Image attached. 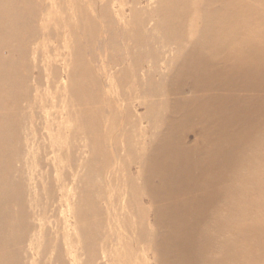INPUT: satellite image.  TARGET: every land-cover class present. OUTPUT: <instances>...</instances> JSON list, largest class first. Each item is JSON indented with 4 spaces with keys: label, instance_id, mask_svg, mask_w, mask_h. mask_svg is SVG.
Wrapping results in <instances>:
<instances>
[{
    "label": "rangeland",
    "instance_id": "obj_1",
    "mask_svg": "<svg viewBox=\"0 0 264 264\" xmlns=\"http://www.w3.org/2000/svg\"><path fill=\"white\" fill-rule=\"evenodd\" d=\"M34 1L38 8V16L32 23V29L34 30L30 33L28 41L30 43L28 44L27 42V48H25L27 56H10V59L17 61L20 65L15 76L24 84V88H26L27 91V100L25 98L22 99L20 102L21 104L19 105V114L14 118L16 123L18 121V123L20 122L21 124L17 129L19 133L17 140L18 143L14 144L13 152H7L6 161L2 160V162H0L2 163L0 164V263L165 264L164 262H166V264H180L178 261L179 258L177 259L174 253H176L180 247L181 243L179 240L182 237L175 238L172 243L168 241L167 238L170 232L173 236L178 235V230L184 224L188 223L189 225H192L194 223V215L187 214L185 208L187 203L191 201L193 194L196 195L197 187H200L201 184H204L205 182V174L201 173L202 170L197 163L202 158L205 159V156L211 151L208 146V140L217 139L221 142H226L224 140H227L235 130H244L248 122H255V125L257 127L259 126V129H255V132L257 133L255 134L256 137L254 136L255 139H252V146L250 144L246 145V147L250 146V149H247L249 147H245V150L242 149L244 150L243 152H241L242 150H238L235 155L239 156L241 154L242 159L240 160L245 161L246 159L248 162L251 157L250 154H254L255 156L261 154L263 158H260L261 156H258V158H260L262 162L259 159L257 166L255 165L257 177L254 176L256 175V172L254 171L255 169L252 170L254 172H250V174H252V177H250L251 180H248L250 174L247 175V173L249 171L239 170L240 172L233 171L229 174L231 181L237 183L235 186L236 189L240 188L239 184H241L240 178L242 176L244 181L246 180L243 184L244 187L240 189L241 194H238L234 188V191L237 192L239 198L236 196V193L232 194V196L235 195L236 199L238 198L240 201L237 200L236 202V199L233 196L235 201L232 197V202L235 204L232 203L230 206H226V202H222L224 204H216V206L219 207L218 215L215 220L216 223L208 228V235L214 237L212 238L213 240L209 239L208 243L203 248V251L207 261L212 264H241L242 262V264H256V262L257 264H264V238L262 237L264 236V181L260 182L263 180L261 178L264 177V148H262L264 144V130L262 129L264 127H262V123H264V102H262V99L264 100V83H260L262 86L259 84L256 85V88L250 83V81L245 84L246 82L242 80L244 69L241 68L243 67L241 65H243V63L237 59V55L241 53L239 56L248 58L250 55H256L259 61L261 59L262 62H264V54H262L264 52V46L262 47V44L264 45V0H251V2L250 0H235L232 1L233 4L235 3V6L229 5L228 7V5H224L225 7L227 6L226 8L221 5L218 0H206L209 2L207 3L209 4L208 6H205V0H139L140 2L138 0ZM218 4L223 7L220 8V5ZM246 4L249 5V7H254L252 13L250 11L251 7L250 9L246 8ZM202 6L205 7L202 8ZM216 6L218 7L217 9ZM208 7L209 9L207 10ZM224 8L225 11L223 10ZM194 9H196V13L198 12L197 14L194 12ZM198 9L202 11V15ZM218 9H220V11ZM234 9L237 10L234 12ZM210 10H213V12H210ZM227 10L230 12L232 11L233 17L231 15L232 13L229 11L227 12ZM204 11L207 12V16H205L206 14L203 15V13H205ZM221 11H224V14L227 12L230 15H224ZM188 12L190 14H193L194 12V14L190 15ZM214 12L218 13H216L217 16H215ZM219 12L221 13L219 14ZM236 12L241 14L238 15L237 13L238 16L234 15ZM198 15H200V17ZM218 15L224 19L222 20ZM244 15L245 17L248 16L247 19L243 18ZM182 16L183 18H181ZM227 16L230 17L228 18ZM234 16L237 17L234 18ZM196 17L197 20L195 19ZM208 17H212L211 20ZM215 17L219 18L218 20L220 22L216 20ZM239 17L243 19L241 20ZM201 19L203 21H201ZM227 19H229L230 22ZM193 20L194 22H192ZM232 20L233 23L231 24ZM222 21H224V24L229 22V26L228 24L224 25ZM237 21L240 24H234ZM122 22L124 23L123 25ZM213 23H218V26H214ZM208 24H210L211 29L213 28L212 31L209 27L207 29L205 28ZM223 25L226 26L224 29ZM236 25H240L241 29H239V26L236 27ZM189 26L191 28L194 26L195 28L192 30ZM249 26L250 28L252 27V29L254 28L252 31L253 34L251 35L250 33L252 29L248 28L250 33L246 30ZM202 27L206 29L209 35L213 36L216 34L218 37L216 35V38L210 37L207 32L203 34L204 29H202ZM189 28L191 29V32ZM235 29L238 30L233 33ZM254 31L255 33L257 32V38L256 35H254ZM189 32L192 34L191 39ZM218 32H220V35ZM222 33L227 34L226 37ZM242 33L244 35H242ZM247 33L249 34L248 37ZM200 34L201 37L206 36L207 38L202 37L203 39H201ZM233 34L236 36L239 35L241 40L240 38L238 39L239 36L234 38L235 36ZM221 35L224 38L220 37ZM196 37L198 39L197 43ZM249 37H251V41L248 39ZM221 39L224 41H220ZM199 40L201 43H199ZM189 41H191V43ZM218 41H220V43ZM228 41H231V43H228ZM208 42H210L211 45L210 43L207 45ZM145 43L148 44V46ZM193 44H195V46ZM197 44L199 46H197ZM223 44L227 46L224 47V50ZM213 45L215 47H213ZM217 45H220V48L222 46V48H219L220 50L217 49ZM205 46H210V49H207L206 47V50ZM165 48L167 50H165ZM200 49L204 52L199 53ZM211 49L212 54L210 53ZM122 50L125 51L122 53ZM191 50L192 53L194 50H199V52L197 51L195 53H199L200 55L198 58L200 60H198L197 65H193V63L189 62L188 58L191 55ZM205 51L208 53L206 54ZM219 51L221 53L220 55L218 54ZM3 52L6 54H1L0 57L7 59L5 55H7V57H9V55L4 49ZM166 52L169 53V55ZM175 52L177 53L175 54ZM35 53H37L38 56H36ZM229 55L231 56L229 57ZM145 56L147 57L145 58ZM218 56H222L220 58L221 60ZM258 56H262V58H258ZM226 58H229L228 61ZM149 60L151 61L148 62ZM235 63L239 64L236 65ZM89 67L91 68V71ZM234 68H236V70H234ZM39 69H41V76L38 86L36 85L35 80L37 77V70ZM217 70L228 74L221 83L213 76V72ZM238 70L240 73H238ZM240 76L241 78H239ZM213 78L215 80H212ZM236 79L240 81H237ZM226 82H229L228 86ZM225 83L226 87L224 85ZM169 84L171 85L169 86ZM127 85H129V87ZM257 89H261V91ZM258 95H261V98ZM143 96L144 98L146 97V99H142ZM256 96L259 98H256ZM149 97L150 100H148ZM122 98L125 101H123ZM250 98H252L251 101H249ZM195 99L197 100V103ZM205 99H207L206 101L211 100L218 104V110H220L219 113L216 109L217 114H214L215 109L212 107H210V110L208 109L207 112L208 114L210 113V116L206 112L192 113L200 104L206 102ZM230 101L236 102L235 111H238L239 115L235 113L233 114L231 111L225 112V107ZM256 103L261 106H255ZM28 105L29 108L25 109ZM16 107L17 106L15 105L8 109H0V113L2 114L7 111H13L15 113ZM212 110H214V112ZM230 112L233 116L229 115L231 114ZM220 113L222 114L219 119L218 116ZM143 115L145 117H143ZM212 115L216 118L212 117L210 119L209 117ZM191 118L196 120L192 121ZM206 121L207 123L204 124ZM220 121L224 122V124L221 125L218 123ZM155 125L157 127H155ZM232 125L233 128L230 127ZM143 126H145V128ZM221 128L226 129V131L222 133V136L221 134L218 135V131H221ZM138 132L140 133L138 134ZM163 133H165L164 140L168 141L167 144L169 147L167 154L169 157L166 158L167 163L175 161L177 159L176 157L179 155L186 157L184 167L181 168V171L177 173V175L175 174L176 176L173 175L170 179H165L164 183L166 184V187L164 186V188L158 177L152 174V178L150 168L144 163L149 156L152 157L151 154L153 147L155 144L158 145L161 142V135ZM204 135L207 136L208 139L205 138ZM134 140H136V142ZM95 145H97V147ZM253 149H256L257 151L254 150L253 153ZM205 150L208 151L204 152ZM203 155L204 157H202ZM259 162L260 167L263 170L262 172L260 171L261 168L259 167ZM89 167L92 171L88 169ZM187 167H190L189 171H185L187 170ZM257 169H260V174H258L259 171ZM183 170L186 173V177L180 179L179 176L180 173L184 172ZM243 171L244 173H242ZM238 175H240V177ZM146 177H148V179ZM193 179L195 180L193 181ZM198 180L203 181H200L199 183ZM79 182L81 185H79ZM208 182L209 181L205 182L206 186H215L216 184ZM197 183L200 185L198 184L197 186ZM251 183H254L253 186H249ZM256 184H258L257 189L255 188ZM246 187L247 189L249 188L248 191ZM243 188L245 191L242 192ZM259 190H261L260 193ZM247 192L250 193L247 195ZM185 193L187 195H185ZM250 194L252 197H250ZM73 196H75L77 200H75ZM240 198H242V200ZM241 201L244 202L242 203ZM257 201L261 207L256 205L258 204ZM250 202L251 205L249 206ZM237 203H239L238 207ZM253 204L255 205L253 206ZM89 206L92 208H88ZM137 206L139 207L137 208ZM156 206L158 208H156ZM81 208H83V212L80 211L82 210ZM250 208H252V210L254 209V211ZM138 209L140 212H138ZM164 211L165 213H163ZM137 212L139 214H137ZM257 212L258 214L260 212V214L258 215ZM146 213L147 215H144ZM10 214L14 215L11 217ZM18 214H21L22 216H19ZM234 214L238 215L234 216ZM159 215L161 217L163 216V218ZM221 215L222 217L220 218ZM239 216L241 217L238 219L237 217ZM246 216H248V218H246ZM179 218H181V221ZM225 218H227V220ZM231 218L232 221L229 220ZM233 218L237 219L238 222ZM239 220H241V222ZM234 221L235 224H233ZM159 222H161L162 225ZM179 222H182V224ZM85 223H87V226H85ZM144 223L146 224V228ZM157 223H159V225ZM141 224L144 228H142ZM165 224L166 226H164ZM262 224L263 227H261ZM173 225L176 230L170 231V229H174ZM177 225L181 226L176 228ZM8 226L10 228H8ZM249 227H251V229H249ZM222 228L225 230H222ZM229 228L232 232L228 231L230 230ZM12 232H14V234ZM224 233L226 236H223ZM179 235L182 236L181 234ZM245 235H247V237ZM248 236L250 238H248ZM68 237L70 238L68 239ZM30 240H32L33 245H35L34 247L31 245L32 242ZM251 240L253 242H251ZM173 244H175V247ZM89 247L90 249H88ZM25 249L28 251L26 250L25 252ZM229 249L231 251H229ZM105 251L108 253L107 255ZM222 251H227V254L224 255L228 256L227 258L222 257ZM71 252H74L73 255ZM86 256L92 258L88 259ZM239 257L240 260L242 258L241 261H239ZM193 259L194 258H191V260L188 259L186 264H200ZM227 260L229 263L226 262ZM232 260L233 262H231Z\"/></svg>",
    "mask_w": 264,
    "mask_h": 264
},
{
    "label": "bare ground",
    "instance_id": "obj_2",
    "mask_svg": "<svg viewBox=\"0 0 264 264\" xmlns=\"http://www.w3.org/2000/svg\"><path fill=\"white\" fill-rule=\"evenodd\" d=\"M139 1V0H138ZM146 1V0H145ZM151 1V0H150ZM184 1V0H183ZM199 1V0H198ZM206 1V0H205ZM217 1V0H216ZM220 1V3H221V5H228V7H229V5H234L233 4V2L232 1H235V0H218V2ZM249 1V0H248ZM140 2V1H139ZM173 2V1H172ZM202 2V1H201ZM250 2H251V0H250ZM150 3V2H149ZM148 3V4H149ZM166 3V2H165ZM184 3V2H183ZM193 3V2H192ZM205 3V2H204ZM204 3H202V4H204ZM207 3H209V2H207L206 1V3H205V6H208L209 4H207ZM130 4H132V3H130ZM146 4V3H145ZM181 4V3H180ZM194 4V3H193ZM200 4V3H199ZM198 4V5H199ZM213 4V3H212ZM215 4V3H214ZM187 5H188V3H187ZM218 5H220V4H218ZM220 5V8L221 7H223V6H221ZM131 6V5H130ZM139 6V5H138ZM172 6H174V5H172ZM179 6V5H178ZM194 6V5H193ZM200 6H201V4H200ZM205 6H202V8L203 7H205ZM235 6V5H234ZM137 7V6H136ZM185 7H187V6H185ZM195 7V6H194ZM212 7H213V5H212ZM225 7V6H224ZM227 7V6H226ZM225 7V8H226ZM239 7V6H238ZM251 7V6H250ZM250 7H249V5H247L246 4V8H249L250 9ZM196 8V7H195ZM218 7L216 6V9H217ZM225 8L223 9L224 11H225ZM243 8V7H242ZM142 9V8H141ZM206 9V8H205ZM209 9V7L207 8V10ZM213 9V8H212ZM252 9H254V7H251V13L254 11H252ZM193 10V9H192ZM196 9H194V12L196 13V11H195ZM199 10V12L201 13V15H202V11L200 10V9H198ZM197 10V11H198ZM214 10H215V8H214ZM219 11H220V9H218ZM217 10V11H218ZM231 10V9H230ZM235 10H237V9H234V12H235ZM241 10V9H240ZM244 10V9H243ZM242 10V11H243ZM247 10V9H246ZM120 11V10H119ZM170 11V10H169ZM172 11V10H171ZM216 11V10H215ZM224 11H221L222 12V14H224ZM229 10H227V12H228ZM239 11V10H238ZM174 12V11H173ZM194 12H193V14H194ZM205 12V11H204ZM210 12H213V10H210ZM221 12H219V14L221 13ZM225 13V14H227V15H230V14H228V13ZM230 12V11H229ZM256 12V11H255ZM172 13V12H171ZM180 13V12H179ZM178 13V14H179ZM189 13V12H188ZM198 13V12H197ZM196 13V14H197ZM207 12H205V13H203V15H205ZM215 13V16H217L216 15V13L217 12H214ZM214 13H213V15H214ZM230 13H232V11L230 12ZM237 13L238 12H236V14L234 13V15H237ZM243 13H245V12H243ZM257 13V12H256ZM120 14H121V12H120ZM173 14V13H172ZM190 14V13H189ZM192 14V13H191ZM190 14V15H191ZM192 14V15H193ZM210 14V13H209ZM218 14V13H217ZM222 14H221V16H222ZM224 14V15H225ZM241 14V13H240ZM239 13H238V15H240ZM246 14V13H245ZM249 14H250V12H249ZM255 14V13H254ZM150 15V14H149ZM180 15V14H179ZM182 15V14H181ZM184 15H186V14H184ZM189 15V16H190ZM224 15H223V17H224ZM232 15V17H233V13L231 14ZM237 15V16H238ZM247 15V14H246ZM252 15V14H251ZM37 16H38V8H37V5H36V2L34 1V0H0V56H1V54H6L5 52H3V49L7 52V54L9 55V57H7V55H5L6 56V58L7 59H5V58H2V57H0V109H8V108H10L11 106H17L16 107V112L14 113L13 111H7V112H4V113H0V162H2V160L3 161H6V154H7V152L8 151H10V152H13V147H14V144H17L18 143V137H19V133H18V128H19V126L21 125L20 124V122L18 123V121H17V123L14 121V118H16V116L19 114V111H20V108H19V105L21 104L20 102L22 101V99H26L27 98V91H26V88H24V84L22 83V82H20L18 79H17V77L15 76L16 75V73H17V71L19 70V67H20V65H19V63L17 62V61H15V60H13V59H10V56L11 55H19V56H22V57H26L27 56V54H26V49L25 48H27V42L29 41V38H30V33L34 30V29H32V23L35 21V19L37 18ZM125 16V15H124ZM162 16V15H161ZM196 16V15H195ZM199 17H200V15H198ZM205 16H207V14L205 15ZM209 16H212V15H209ZM220 16V17H221ZM237 16H234V18H236ZM261 17H263L262 15H260ZM168 17V16H167ZM172 17V16H171ZM188 17V16H187ZM193 17V16H192ZM214 17V16H213ZM218 17H219V15H218ZM219 17V18H220ZM228 17V16H227ZM230 17V16H229ZM228 17V18H229ZM248 17V16H247ZM247 17H245V15L243 16V18L244 19H247ZM127 18V17H126ZM129 18V17H128ZM151 18V17H150ZM173 18V17H172ZM181 18H183V16L181 17ZM205 18V17H204ZM209 18V17H208ZM211 18L212 17H210L209 19L211 20ZM216 18V17H215ZM219 18H216V20H218ZM240 18V17H239ZM242 18V19H243ZM251 18H252V16H251ZM119 19H121V18H119ZM153 19V18H152ZM196 20H197V17L195 18ZM221 19H222V17H221ZM220 19V20H221ZM224 19V18H223ZM222 19V20H223ZM226 19V18H225ZM232 19V18H231ZM238 19V18H237ZM241 19V18H240ZM241 19V20H242ZM125 20V19H124ZM129 20H130V18H129ZM189 20H191V19H189ZM188 20V21H189ZM207 20V19H206ZM228 21H229V19H227ZM235 20V19H234ZM239 20V19H238ZM241 20H239V21H241ZM253 20V19H252ZM251 20V21H252ZM261 20V19H260ZM123 21V20H122ZM143 21H144V19H143ZM155 21V20H154ZM180 21V20H179ZM201 21H203L202 19H201ZM219 21V20H218ZM217 21V22H218ZM244 21V20H243ZM247 21V20H246ZM151 22V21H150ZM178 22V21H177ZM192 22H194V20L192 21ZM196 22V21H195ZM220 22V21H219ZM224 21H222V23H223ZM227 22V21H226ZM230 22V21H229ZM229 22L227 23L228 24V26H229ZM245 22V21H244ZM261 22H262V20H261ZM114 23V22H113ZM117 23V22H116ZM179 23V22H178ZM177 23V24H178ZM185 23V22H184ZM189 23V22H188ZM207 23V22H206ZM233 23V20H232V22H231V24ZM238 24L239 22L237 21V22H235L234 24ZM255 23H256V21H255ZM115 24V23H114ZM113 24V25H114ZM124 23L122 22V25H123ZM129 24V23H128ZM151 24V23H150ZM192 24H194V23H192ZM205 24V23H204ZM214 24V26H218V23H213ZM212 24V25H213ZM215 24H217V25H215ZM221 24V23H220ZM224 24V23H223ZM226 24V23H225ZM224 24V25H225ZM226 24V25H227ZM233 24V25H234ZM240 24V23H239ZM243 24V23H242ZM245 24H247V23H245ZM253 24V23H252ZM259 24H260V22H259ZM126 25V24H125ZM133 25V24H132ZM169 25V24H168ZM186 25V24H185ZM184 25V26H185ZM189 25H190V23H189ZM197 25V24H196ZM202 25V24H201ZM223 25V29H224V27H226V26H224ZM232 25V26H233ZM247 25H249V24H247ZM251 25V24H250ZM150 26V25H149ZM191 26V25H190ZM189 26V27H190ZM221 26V25H220ZM237 26H239L240 27V25H236V27ZM243 26H245V25H243ZM257 26V25H256ZM110 27V26H109ZM119 27V26H118ZM123 27V26H122ZM209 27V29H211V27H210V24H208V25H206V29ZM222 27V26H221ZM238 27V28H239ZM88 28V27H87ZM191 28V27H190ZM189 28V29H190ZM193 28H195L194 26L191 28L192 30H193ZM198 28V27H197ZM200 28V27H199ZM229 28V27H228ZM227 28V29H228ZM243 28H245V27H243ZM242 28V29H243ZM248 28H250V26L249 27H247V31L249 30ZM256 28V27H255ZM261 28H262V24H261ZM116 29V28H115ZM122 29H124V28H122ZM191 29H190V32H191ZM202 29H204L203 27H202ZM206 29H204L202 32H203V34L205 33V32H207L206 31ZM213 29V28H212ZM212 29H211V31H212ZM223 29H222V32H223ZM239 29H241V27L239 28ZM250 29H252V27L250 28ZM254 29V28H253ZM253 29L251 30V33H250V35L251 34H253L252 33V31H253ZM258 29H259V27H258ZM117 30V29H116ZM188 30V29H187ZM217 30V29H216ZM216 30H214V31H216ZM236 30H238V29H235V31H233V33L234 32H236ZM262 30V29H261ZM147 31V30H146ZM184 31V30H183ZM189 31V30H188ZM196 31V30H195ZM210 31V30H209ZM221 31V30H220ZM255 31H257V30H255ZM255 31H254V33H255ZM110 32V31H109ZM124 32V31H123ZM190 32H189V34H190ZM230 32H232V31H230ZM240 32H243V31H240ZM263 32V31H262ZM116 33V32H115ZM160 33V32H159ZM184 33V32H183ZM210 33V32H209ZM215 33H217V32H215ZM219 33V35H220V32H218ZM226 33V32H225ZM229 33V32H228ZM257 33V32H256ZM256 33L254 34V35H256ZM119 34V33H118ZM202 34V33H201ZM201 34H200V37H201ZM207 34H208V32H207ZM213 34V33H212ZM223 34V33H222ZM231 34V33H230ZM237 34H238V31H237ZM260 34V33H259ZM263 34H264V32H263ZM209 35V34H208ZM207 35V36H208ZM216 35V34H215ZM213 35V36H211V35H209L210 37H213V38H216V36L218 37V35ZM223 35H225V37H226V35L227 34H223ZM235 37L234 38H237V36H239V35H235V34H233ZM241 35V34H240ZM242 35H244L243 33H242ZM248 33H247V37H248ZM254 35H253V38H254ZM182 36H183V34H182ZM191 36H192V34H190V39H191ZM215 36V37H214ZM230 36V35H229ZM246 36V35H245ZM97 37V36H96ZM119 37V36H118ZM179 37V36H178ZM193 37H194V33H193ZM202 37H206V36H202ZM201 37V39H203ZM220 37H222V35L220 36ZM244 37V36H243ZM114 38V37H113ZM117 38V37H116ZM176 38V37H175ZM207 38V37H206ZM213 38H212V40H213ZM222 38H224V37H222ZM231 38H233V37H231ZM240 38V36L238 37V39ZM256 38H257V35H256ZM163 39H164V37H163ZM183 39H184V36H183ZM189 39V38H188ZM209 39V38H208ZM211 39V38H210ZM243 39H245V38H243ZM250 41L252 40L251 39V37H249L248 38ZM247 39V40H248ZM129 40V39H128ZM162 40V39H161ZM172 40V39H171ZM197 37H196V43H197ZM218 40H219V38H218ZM240 40H241V38H240ZM248 40V41H249ZM255 40V39H254ZM152 41V40H151ZM155 41V40H154ZM163 41V40H162ZM176 41V40H175ZM184 41V40H183ZM211 41V40H210ZM216 41H217V39H216ZM220 41H222V39L220 40ZM220 41H218L219 43H220ZM224 41V40H223ZM222 41V42H223ZM232 41H234V40H232ZM249 41V42H250ZM102 42V41H101ZM117 42V41H116ZM145 42V41H144ZM173 42V41H172ZM184 42H186V41H184ZM188 42V41H187ZM190 43H191V41H189ZM205 42H207V41H205ZM226 42V41H225ZM224 42V43H225ZM30 42H28V44H29ZM128 43H131V42H128ZM139 43V42H138ZM147 43V42H146ZM145 43V44H146ZM162 43V42H161ZM190 43H188V44H190ZM194 43V42H193ZM195 43V44H196ZM199 43H201V41L199 40ZM198 43V44H199ZM209 43L210 42H208V44L207 45H209ZM214 43H215V39H214ZM217 43V42H216ZM228 43H231V41L229 42L228 41ZM248 43V42H247ZM113 44V43H112ZM170 44V43H169ZM173 44H175V43H173ZM195 44H193L194 46H195ZM197 44V46H199ZM213 44V43H212ZM218 44V43H217ZM233 45H235L234 43H232ZM240 44H241V42H240ZM257 44V43H256ZM260 44H261V42H260ZM101 45V44H100ZM122 45V44H121ZM125 45V44H124ZM130 45V44H129ZM147 46H148V44H146ZM202 45H204V44H202ZM210 45H211V43H210ZM215 45V44H214ZM213 45V47H215ZM222 45V44H221ZM224 45V44H223ZM227 45H229V44H227ZM231 45V44H230ZM157 46V45H156ZM163 46V45H162ZM169 46V45H168ZM191 46H192V44H191ZM220 45H217V49H219L220 47H219ZM226 45H224L223 46V50H224V47H225ZM237 46V45H236ZM242 46V45H241ZM264 45L262 44V47H263ZM114 47H115V45H114ZM142 47V46H141ZM165 47V46H164ZM206 47L207 46H205V49H206ZM227 47V46H226ZM229 47H231V46H229ZM123 48V47H122ZM140 48V47H139ZM162 48V47H161ZM167 48V47H166ZM165 48V50H167ZM202 48V47H201ZM210 49V46H208L207 47V49ZM221 48H222V46H221ZM220 48V49H221ZM242 48H244V47H242ZM258 48V47H257ZM256 48V49H257ZM99 49V48H98ZM115 49V48H114ZM124 49V48H123ZM134 49H135V47H134ZM199 49V48H198ZM206 49V50H207ZM214 49V48H213ZM216 49V48H215ZM219 49V50H220ZM226 49V48H225ZM233 49V48H232ZM261 49V48H260ZM119 50V49H118ZM148 50V49H147ZM170 50V49H169ZM185 50H186V48H185ZM203 50V49H202ZM228 50H230V49H228ZM246 50V49H245ZM123 51H125V50H122V53H123ZM128 51V50H127ZM149 51V50H148ZM199 52V50H194L193 51V53H192V50L190 51L191 53V55L189 56V62L190 63H193V65H197L198 64V60H200V59H198L199 57H200V55H199V53H201V52H204V51H201V49H200V52L198 53V54H195L196 52ZM212 49L210 50V53L212 54ZM255 51H258V50H255ZM168 52V51H167ZM166 52V53H167ZM177 52H178V50H177ZM177 52H175V54L177 53ZM218 52V51H217ZM227 52V51H226ZM247 52H249V51H247ZM263 52V51H262ZM129 53V52H128ZM145 53H147V52H145ZM149 53V52H148ZM155 53V52H154ZM205 53H206V51H205ZM208 53V52H207ZM206 53V54H207ZM209 53V54H210ZM214 53V52H213ZM215 53H216V51H215ZM214 53V54H215ZM224 53V52H223ZM222 53V54H223ZM55 54V53H54ZM168 55H169V53H167ZM173 54V53H172ZM203 54V53H202ZM217 54V53H216ZM219 55L221 54L220 53V51H219V53H218ZM225 54V53H224ZM235 54V53H234ZM241 54V53H240ZM240 54H238L237 56H238V58L237 59H239L242 63H243V65H241V66H243V67H241V68H243L244 69V73H243V78H242V80H244L246 83L245 84H247L249 81H250V83L255 87L256 85H260V83L262 82V83H264V62H262V60L260 59V61L257 59V57H256V55L255 56H253V55H250V57L248 56V58L247 57H244V56H239ZM258 54V53H257ZM262 54H264V52L262 53ZM32 55V54H31ZM35 55L36 56H38V54L37 53H35ZM118 55V54H117ZM33 56V55H32ZM122 56V55H121ZM211 56V55H210ZM213 56V55H212ZM231 55H229V57H230ZM123 57V56H122ZM126 57V56H125ZM130 57V56H129ZM147 56H145V58H146ZM164 57V56H163ZM179 57V56H178ZM219 57V56H218ZM222 57V56H221ZM221 57H219V59L221 58ZM225 57H228V56H225ZM128 58V57H127ZM134 58V57H133ZM208 58V57H207ZM214 58V57H213ZM215 58H217V57H215ZM258 58H262V56L261 57H259L258 56ZM123 59V58H122ZM131 59V58H130ZM155 59V58H154ZM157 59V58H156ZM184 59V58H183ZM227 59V58H226ZM229 59V58H228ZM228 59H227V61H228ZM4 60V61H3ZM75 60H76V58H75ZM129 60V59H128ZM181 60V59H180ZM215 60V59H214ZM221 60V59H220ZM151 60H149L148 62H150ZM165 61V60H164ZM226 61V60H225ZM83 62V61H82ZM145 62H147V61H145ZM180 62V61H179ZM182 62H183V60H182ZM122 63V62H121ZM144 63V62H143ZM142 63V64H143ZM153 63V62H152ZM229 63H231V62H229ZM129 64V63H128ZM161 64H162V62H161ZM183 64V63H182ZM182 64H181V66H182ZM224 64V63H223ZM228 64V63H227ZM236 64V63H235ZM237 64H239V63H237ZM236 64V65H237ZM116 65V64H115ZM126 65V64H125ZM138 65V64H137ZM163 65V64H162ZM211 65V64H210ZM228 65H230V64H228ZM188 66H189V64H188ZM240 66V65H239ZM122 67V66H121ZM126 67H128V66H126ZM133 67V66H132ZM193 67V66H192ZM210 67V66H209ZM228 67V66H227ZM231 67V66H230ZM235 67V66H234ZM77 68V67H76ZM90 68V67H89ZM109 68V67H108ZM112 68V67H111ZM121 69V68H120ZM130 69V68H129ZM152 69H153V67H152ZM178 69V68H177ZM227 69V68H226ZM240 69V68H239ZM76 70V69H75ZM103 70H104V68H103ZM206 70V69H205ZM204 70V71H205ZM231 70H233V69H231ZM234 70H236V68H234ZM241 70V69H240ZM86 71V70H85ZM90 71H91V68H90ZM144 71V70H143ZM227 71V70H226ZM242 71V70H241ZM75 72V71H74ZM105 72V71H104ZM149 72H150V70H149ZM180 72V71H179ZM178 72V73H179ZM183 72V71H182ZM187 72V71H186ZM235 72V71H234ZM76 73V72H75ZM74 73V74H75ZM92 73V72H91ZM176 73V72H175ZM238 73H240L239 72V70H238ZM82 74V73H81ZM210 74V73H209ZM104 75H105V73H104ZM109 75V74H108ZM142 75H143V73H142ZM182 75V74H181ZM193 75H195V74H193ZM37 77H36V85H38L39 86V82H40V76H41V69H39V70H37V75H36ZM75 76H76V74H75ZM178 76V75H177ZM197 76V75H196ZM195 76V77H196ZM210 76H212V75H210ZM213 76H214V78H216L220 83L226 78V76H228V74L227 73H223L222 71H220V70H217V71H214L213 72ZM79 77V76H78ZM84 77V76H83ZM144 77V76H143ZM147 77V76H146ZM86 78V77H85ZM135 78V77H134ZM171 78V77H170ZM182 78V77H181ZM212 79V80H215V79ZM238 78V77H237ZM239 78H241V76L239 77ZM81 79V78H80ZM91 79H93V78H91ZM142 79V78H141ZM141 79H140V81H141ZM165 79V78H164ZM82 80V79H81ZM81 80H80V82H81ZM144 80H145V78H144ZM175 80H176V77H175ZM195 80V79H194ZM237 80V79H236ZM78 81V80H77ZM93 81H95L94 79H93ZM174 81V80H173ZM182 81H184V80H182ZM230 81H231V79H230ZM237 81H240V80H237ZM136 82V81H135ZM145 82V81H144ZM164 82V81H163ZM208 82V81H207ZM242 82V81H241ZM85 83V82H84ZM83 83V84H84ZM94 83V82H93ZM146 83V82H145ZM206 83V82H205ZM227 83V82H226ZM226 83L224 84L225 85V87H226ZM249 83V84H250ZM261 83V84H262ZM78 84H79V82H78ZM95 84V83H94ZM228 84H229V82L227 83V86H228ZM241 84V83H240ZM171 84H169V86H170ZM187 85V84H186ZM244 85V84H243ZM80 86V85H79ZM82 86V85H81ZM128 87H129V85H127ZM242 86V85H241ZM260 86H262V85H260ZM84 87V86H83ZM141 87V86H140ZM244 87V86H243ZM248 87V86H247ZM89 88H90V86H89ZM95 88V87H94ZM170 88V87H169ZM246 88V87H245ZM244 88V89H245ZM256 88V87H255ZM222 89V88H221ZM152 90V89H151ZM191 90V89H190ZM211 90V89H210ZM257 90H259V91H261V89H257ZM257 90H255V91H257ZM88 91V90H87ZM91 91V90H90ZM129 91V90H128ZM149 92H151L150 90H148ZM195 91V90H194ZM221 91V90H220ZM236 91V90H235ZM249 91V90H248ZM252 91V90H251ZM250 91V92H251ZM258 91V92H259ZM264 91V90H263ZM262 91V92H263ZM137 92V91H136ZM145 92H146V90H145ZM148 92V93H149ZM152 92H153V90H152ZM245 92V91H244ZM98 93H99V91H98ZM142 93H144V92H142ZM241 93V92H240ZM125 94V93H124ZM147 94V93H146ZM151 94V93H150ZM249 94V93H248ZM252 94V93H251ZM259 94V93H258ZM89 95V94H88ZM137 95V94H136ZM144 95V94H143ZM149 95V94H148ZM154 95V94H153ZM221 95V94H220ZM255 95V94H254ZM73 96V95H72ZM146 96V95H145ZM152 96V95H151ZM169 96V95H168ZM195 96V95H194ZM198 96H199V94H198ZM259 96V95H258ZM258 96H256V98L258 97ZM261 96V95H260ZM259 96V97H260ZM138 97V96H137ZM196 97V96H195ZM223 97H224V95H223ZM247 97H249V96H247ZM253 97V96H252ZM258 97V98H259ZM144 98V96L142 97V99ZM154 98V97H153ZM239 98V97H238ZM244 98V97H243ZM261 98V97H260ZM263 98H264V96H263ZM138 99V98H137ZM144 99H146V97L144 98ZM174 99V98H173ZM197 99V98H196ZM195 99V100H196ZM200 99V98H199ZM198 99V100H199ZM234 99V98H233ZM251 99L252 98H250V100L249 101H251ZM27 100V99H26ZM96 100V99H95ZM122 100H123V98H122ZM136 100V99H135ZM148 100H150V97H149V99ZM159 100V99H158ZM172 100V99H171ZM207 99H205V101H206ZM123 101H125V100H123ZM128 101H129V99H128ZM170 101V100H169ZM193 101V100H192ZM204 101V100H203ZM202 101V102H203ZM261 101V100H260ZM120 102V101H119ZM135 102V101H134ZM173 103H175L174 101H172ZM247 102H248V100H247ZM253 102V101H252ZM262 102H264V100L262 99ZM9 103H11V104H9ZM127 103V102H126ZM143 103H144V100H143ZM161 103V102H160ZM177 103V102H176ZM195 103V102H194ZM196 103H197V100H196ZM260 103V102H259ZM28 104V103H27ZM128 104V103H127ZM134 104V103H133ZM238 104V103H237ZM241 104V103H240ZM246 104H248V103H246ZM261 104H263V103H261ZM32 105V104H31ZM141 105V104H140ZM142 105H145V104H142ZM160 105H162V104H160ZM180 105V104H179ZM194 105V104H193ZM236 102H234V101H230L228 104H227V106L225 107V112H229V111H231L233 114L235 113V114H238L239 115V112L238 111H235V109H236ZM239 105V104H238ZM237 105V106H238ZM245 105V104H244ZM258 104L256 103L255 104V106H257ZM240 106V105H239ZM258 106H261V105H258ZM133 107V106H132ZM174 107H176V106H174ZM183 107V106H182ZM210 107H212L213 109H215V112H214V110H212L213 112H214V114L216 113L217 114V112H216V109L218 110V108H219V105L218 104H216L214 101H211V100H209V101H206L205 103H202V104H200L192 113H204V112H208V109L210 110ZM29 108V105L27 106V107H25V109H28ZM134 108V107H133ZM137 108V107H136ZM147 108V107H146ZM156 108V107H155ZM159 108V107H158ZM190 109V108H189ZM167 111H168V109H167ZM219 111L220 110H218V113H219ZM130 112V111H129ZM160 112V111H159ZM181 112V111H180ZM179 112V113H180ZM184 112V111H183ZM230 112V113H231ZM178 113V112H177ZM224 113V112H223ZM229 114V115H232L233 116V114ZM96 114V113H95ZM146 114V113H145ZM208 114V113H207ZM213 114V113H212ZM221 114L222 113H220V115L218 116L219 117V119H220V117H221ZM224 114H226V113H224ZM257 114H258V112H257ZM127 115V114H126ZM159 115V114H158ZM203 115H205V114H203ZM209 116H210V113L208 114ZM242 115V114H241ZM246 115V114H245ZM163 116V115H162ZM166 116V115H165ZM164 116V117H165ZM188 116V115H187ZM224 116V115H223ZM252 116H254V115H252ZM122 117V116H121ZM135 117V116H134ZM143 117H145L144 115H143ZM212 117H215V116H211V117H209L210 119L212 118ZM230 117V116H229ZM228 117V118H229ZM86 118V117H85ZM160 118V117H159ZM158 118V119H159ZM175 118V117H174ZM208 118V117H207ZM216 118V117H215ZM237 118V117H236ZM121 119V118H120ZM142 119V118H141ZM182 119V118H181ZM192 119V118H191ZM260 119V118H259ZM171 120V119H170ZM177 120V119H176ZM193 120H196V119H192V121ZM214 120V119H213ZM230 120V119H229ZM228 120V121H229ZM233 120V119H232ZM100 121V120H99ZM217 121V120H216ZM235 121V120H234ZM247 121V120H246ZM263 121V120H262ZM154 122H155V120H154ZM166 122V121H165ZM168 122H169V119H168ZM212 122V121H211ZM102 123V122H101ZM122 123V122H121ZM124 123V122H123ZM128 123V122H127ZM171 123V122H170ZM169 123V124H170ZM207 123V121L206 122H204V124H206ZM218 123H220L221 125L222 124H224V122H218ZM217 123V124H218ZM261 123V122H260ZM130 124V123H129ZM128 124V125H129ZM165 124V123H164ZM169 124H168V126H169ZM172 124V123H171ZM215 124V123H214ZM216 124V125H217ZM226 124V123H225ZM231 124V123H230ZM263 125H262V127L264 126V123H262ZM119 125V124H118ZM131 125V124H130ZM132 125L134 126V124L132 123ZM142 125V124H141ZM144 125V124H143ZM227 125V124H226ZM236 125V124H235ZM240 125V124H239ZM120 126V125H119ZM176 126V125H175ZM183 126V125H182ZM218 126V125H217ZM220 126V125H219ZM126 127H127V125H126ZM144 128H145V126H143ZM152 127V126H151ZM155 127H157L156 125H155ZM178 127V126H177ZM192 127V126H191ZM216 127V126H215ZM229 127V126H228ZM230 127H232L233 128V125L232 126H230ZM229 127V128H230ZM259 127V126H258ZM256 125H255V122H248L247 123V125H246V127H245V129L244 130H235V132H233L231 135H230V137H228V139L227 140H224V141H226V142H221L220 140H217V139H212V140H208V146L210 147V149H211V151H209V153L205 156L206 158L204 159V158H202L201 160H203V161H199L197 164H198V166H199V168H201V173H203V174H205V180L203 179V175L201 176V178L206 182V181H209L210 183H216L215 184V186H211L210 184V186H206V184H205V182H204V184H201V186L200 187H197V192H196V195H194L193 194V196L191 197V201L189 202V203H187V206H186V208H185V210H187V214H193L194 215V223L192 224V225H189L188 223L187 224H184L183 226H181V225H177V227L176 228H179L180 226V229L178 230V233L179 234H181L182 236H180L179 234L178 235H176V236H173V234L170 232V234H169V236H168V241H170L171 243L172 242H174L173 240H175V238H177V237H182L180 240H179V242L181 243L180 244V247L178 248L177 247V245H176V247L178 248V250H177V248H176V250H177V252L176 253H174L175 255H176V257H177V259L179 258V262H180V264L181 263H183V264H186L187 262H188V259H190L191 260V258H194L195 259V262L197 261V262H199L200 264H212V263H210V262H208L207 261V258H206V256H205V254H204V251H203V248L205 247V245L208 243V241H209V239H212L213 237H210L209 235H208V228L209 227H211V225H213V224H215L216 222H215V220H216V218H217V215H218V208L219 207H217L216 206V204H218V203H222V202H226L225 204H226V206H230V205H232V197L234 196L235 197V199H236V196H238V194H241L240 192H241V188L242 187H244L243 186V184H244V182L246 181H244V179H243V176L240 178V182H241V184H239L240 185V188L238 189H236L235 188V186L237 185V183L236 182H234V181H231V179H230V177H229V174H231L233 171L235 172V171H238V172H240L239 170H245V171H249L248 173H247V175L248 174H250V172H256V166H257V164H258V160L260 159V158H263V156H261V154H259V155H252V154H250L251 155V157L249 158V161L247 162L246 161V159H245V161H242V160H240V159H242V157H241V154L239 155V156H237V155H235V153L238 151V150H242V149H244L245 150V147H246V145H248V144H250L251 146H252V144H251V142H252V139L254 138V136H255V134L257 133V132H255V129L257 128V129H259ZM261 127V126H260ZM137 128H139V127H137ZM172 128H173V126H172ZM197 128V127H196ZM224 128V127H223ZM133 129V128H132ZM140 129H141V127H140ZM171 129V128H170ZM201 129V128H200ZM219 129H220V127H219ZM263 130H264V127L262 128ZM97 130V129H96ZM95 130V131H96ZM137 130V129H136ZM153 130V129H152ZM156 130H157V128H156ZM192 130V129H191ZM261 130V129H260ZM85 131V130H84ZM140 131V130H139ZM143 131V130H142ZM145 131H146V129H145ZM175 131V130H174ZM212 131V130H211ZM226 131V129H222L221 128V131H218V135L219 134H221V136H222V133H224ZM228 131V130H227ZM262 131V130H261ZM149 132V131H148ZM156 132V131H155ZM158 132H160V131H158ZM86 133V132H85ZM97 133V132H96ZM140 132H138V134H139ZM166 133V132H165ZM165 133H163L162 135H161V142L158 144V145H156L155 144V146L153 147V150H152V157H150L149 155V158H147L146 159V161L144 162L145 164H147V166H148V168H150V170H151V175L152 174H154L156 177H158V179L161 181V183H162V185H163V188H164V186L166 187V184L164 183V181H165V179H167V178H171V177H173V175H177V173H179L180 171H181V168L182 167H184V163H185V161H186V157L185 156H182V155H179V156H177L176 158V160L175 161H171V162H169V163H167V161H166V158L167 157H169L167 154H168V150H169V147H168V144H167V142L168 141H166V140H164V136H165ZM198 133V132H197ZM142 134V133H141ZM144 134V133H143ZM146 134V133H145ZM155 134V133H154ZM179 134V133H178ZM177 134V135H178ZM185 134V133H184ZM229 134V133H228ZM263 134H264V132H263ZM152 135V134H151ZM176 135V136H177ZM97 136V135H96ZM148 136V135H147ZM204 137L205 138H207L208 139V137L207 136H205L204 135ZM214 137V136H213ZM215 137H217V136H215ZM256 137V136H255ZM136 138V137H135ZM141 138V137H140ZM155 138V137H154ZM166 138V137H165ZM183 138V137H182ZM221 138V137H220ZM219 138V139H220ZM151 139V138H150ZM160 139V138H159ZM170 139V138H169ZM210 139V138H209ZM255 139V138H254ZM258 139L260 140V138L258 137ZM263 139V138H262ZM123 140V139H122ZM168 140V139H167ZM177 140H179L178 138H177ZM176 140V141H177ZM257 140V139H256ZM98 141H99V139H98ZM135 142H136V140H134ZM174 141V140H173ZM95 142H96V140H95ZM179 142H180V140H179ZM256 142V141H255ZM157 143V142H156ZM99 144V143H98ZM97 144V145H98ZM137 144V143H136ZM143 144V143H142ZM145 144V143H144ZM150 144H151V140H150ZM178 144V143H177ZM97 145H95L96 147H97ZM138 145V144H137ZM141 145V144H140ZM184 145V144H183ZM89 146V145H88ZM98 146H100V145H98ZM144 146V145H143ZM190 146H192V145H190ZM198 146V145H197ZM255 146H256V144H255ZM260 146V145H259ZM258 146V147H259ZM137 147V146H136ZM185 147V146H184ZM247 147H249V148H247ZM246 148L247 149H250V146H247ZM253 147H254V145H253ZM148 148V147H147ZM186 148V147H185ZM184 148V149H185ZM187 148H189V147H187ZM252 148V147H251ZM259 148H261V147H259ZM262 148H264V144H263V147ZM144 149H145V147H144ZM193 149H194V146H193ZM202 149H203V147H202ZM140 150V149H139ZM139 150H138V152H139ZM180 150V149H179ZM181 150H182V148H181ZM209 150V149H208ZM208 150H205L204 152H207ZM244 150H242L241 152H243ZM254 150H256V149H253V153H254ZM263 150V149H262ZM247 151V150H246ZM251 151V150H250ZM257 151V150H256ZM259 151V150H258ZM115 152V151H114ZM186 152V151H185ZM240 152V153H241ZM263 152V151H262ZM93 153V152H92ZM246 153H249V152H246ZM257 153V152H256ZM94 154V153H93ZM139 154V153H138ZM148 154V153H147ZM115 155V154H114ZM145 155H146V153H145ZM184 155H186V154H184ZM243 155V154H242ZM245 155H247V154H245ZM263 155V154H262ZM96 156V155H95ZM139 156H140V154H139ZM187 156V155H186ZM188 156H189V153H188ZM236 156H237V158H236ZM258 156H261L260 158H258ZM128 157V156H127ZM143 157V156H142ZM202 157H204V155L202 156ZM96 158H97V156H96ZM175 158V157H174ZM246 158V157H245ZM244 159V158H243ZM118 160H119V158H118ZM196 161V160H195ZM260 161H261V159H260ZM106 162V161H105ZM191 162V161H190ZM244 162V163H243ZM262 162V161H261ZM116 163V162H115ZM196 163V162H195ZM0 164H2V163H0ZM139 164H140V162H139ZM168 164V165H167ZM251 165V167H250V165ZM256 165V166H255ZM136 166V165H135ZM196 166V165H195ZM262 166V165H261ZM0 167H1V165H0ZM145 167H146V165H145ZM191 167V166H190ZM190 167H187V170H185V171H189L190 170ZM250 167V168H249ZM259 167H260V162H259ZM258 167V168H259ZM264 167V166H263ZM3 168V167H2ZM139 168V167H138ZM261 168V167H260ZM88 169H90V167L88 168ZM140 169V168H139ZM138 169V170H139ZM197 169V168H196ZM221 169V170H220ZM247 169V170H246ZM255 169V170H254ZM264 169V168H263ZM91 170V169H90ZM130 170V169H129ZM252 170H254V171H252ZM258 170V169H257ZM260 170V169H259ZM258 170V171H259ZM4 171V170H3ZM92 171V170H91ZM184 171V170H183ZM185 171L184 172H182V173H180V176H179V178L181 179V178H184V177H186V173H185ZM195 171V170H194ZM261 172L263 171L262 170V168H261V170H260ZM260 171L258 172V174H260ZM93 172H94V169H93ZM140 172V171H139ZM148 172V171H147ZM196 172V171H195ZM138 173V172H137ZM194 173V172H193ZM193 173H192V175H193ZM242 173H244V171L242 172ZM235 174V173H234ZM3 175V174H2ZM149 175V174H148ZM147 175V176H148ZM175 175V176H176ZM252 174H250L249 175V179L248 180H251L250 179V177H252L251 176ZM87 176V175H86ZM85 176V177H86ZM134 176V175H133ZM141 176V175H140ZM237 176V175H236ZM239 177H240V175H238ZM255 177H257V172H256V175H254ZM89 177V176H88ZM136 177V176H135ZM149 177V176H148ZM148 177H146L147 179H148ZM155 177V178H156ZM124 178H125V176H124ZM152 178H153V175H152ZM189 178V177H188ZM195 178H197V177H195ZM260 178V177H259ZM137 179V178H136ZM135 179V180H136ZM173 179V178H172ZM247 179V178H246ZM261 179H263V180H261L260 182H263L264 181V177L263 178H261ZM195 179H193V181H194ZM202 180V181H203ZM149 181V180H148ZM159 181V182H160ZM183 181V180H182ZM199 181V180H198ZM201 181V180H200ZM200 181H199V183H200ZM201 181V182H202ZM86 182V181H85ZM128 182V181H127ZM132 182V181H131ZM171 182V181H170ZM208 182V183H209ZM251 182V181H250ZM195 183V182H194ZM199 183H197V186H198V184ZM207 183V184H208ZM256 183V182H255ZM127 184V183H126ZM125 184V185H126ZM177 184V183H176ZM189 184V183H188ZM253 184L254 183H251L249 186H253ZM79 185H81V183L79 182ZM131 185V184H130ZM139 185H141V184H139ZM170 185V184H169ZM173 185V184H172ZM185 185V184H184ZM183 185V186H184ZM200 185V184H199ZM242 185V186H241ZM246 185H247V183H246ZM257 185L258 184H256V189H257ZM262 185V184H261ZM75 186H76V184H75ZM178 186V185H177ZM191 186V185H190ZM255 186V185H254ZM81 187V186H80ZM131 187V186H130ZM169 187H171V186H169ZM185 187V186H184ZM187 187V186H186ZM248 187V186H247ZM247 187H246V189H247ZM262 187H263V185H262ZM261 187V188H262ZM178 188H179V186H178ZM234 188H235V190L238 192V194H237V192L236 191H234ZM260 188V187H259ZM127 189V188H126ZM136 189V188H135ZM141 189V188H140ZM153 189V188H152ZM173 189V188H172ZM184 189V188H183ZM249 189V188H248ZM248 189H247V191H248ZM255 189V190H256ZM263 189V188H262ZM63 190V189H62ZM164 190V189H163ZM253 190V189H252ZM251 190V191H252ZM72 191H73V189H72ZM84 191V190H83ZM132 191V190H131ZM152 191V190H151ZM153 191H154V189H153ZM159 191V190H158ZM185 191V190H184ZM190 191V190H189ZM243 191H245L244 190V188L242 189V192ZM250 191V190H249ZM21 192V191H20ZM137 192V191H136ZM157 192V191H156ZM194 192V191H193ZM254 192V191H253ZM256 192H257V190H256ZM261 192V190H259V193ZM9 193V192H8ZM76 193V192H75ZM139 193V192H138ZM137 193V194H138ZM152 193V192H151ZM160 193V192H159ZM172 193V192H171ZM170 193V194H171ZM234 193H236L237 195L235 196V195H233L232 196V194H234ZM250 193V192H249ZM248 192H247V195L249 194ZM65 194V193H64ZM126 194V193H125ZM167 194V193H166ZM244 194V193H243ZM243 194H242V196H243ZM264 194V193H263ZM73 195H74V193H73ZM153 195V194H152ZM157 195V194H156ZM164 195V194H163ZM178 195V194H177ZM185 195H187L186 193H185ZM258 195V194H257ZM64 196V195H63ZM68 196V195H67ZM89 196V195H88ZM123 196V195H122ZM132 196H133V194H132ZM189 196H191V195H189ZM260 196H262V195H260ZM10 197V196H9ZM14 197V196H13ZM154 197H155V195H154ZM153 197V198H154ZM157 197H158V195H157ZM172 197H174V196H172ZM234 197H233V200L235 201V199H234ZM241 197V196H240ZM250 197H252L251 196V194H250ZM264 197V196H263ZM68 198V197H67ZM71 198V197H70ZM69 198V199H70ZM73 198L75 199V200H77L76 198H75V196H73ZM133 198V197H132ZM151 198V197H150ZM156 198V197H155ZM159 198V197H158ZM168 198V197H167ZM183 198V197H182ZM181 198V199H182ZM238 198H239V196H238ZM236 199V202H237V200L238 201H240L239 199ZM248 198V197H247ZM24 199V198H23ZM59 199V198H58ZM124 199V198H123ZM160 199V198H159ZM241 200H242V198H240ZM62 200V199H61ZM65 200V199H64ZM74 200V201H75ZM138 200H139V198H138ZM148 200V199H147ZM168 200V199H167ZM171 200V199H170ZM176 200V199H175ZM264 200V199H263ZM23 201V200H22ZM28 201V200H27ZM60 201V200H59ZM58 201V202H59ZM79 201V200H78ZM164 201V200H163ZM169 201V200H168ZM179 201V200H178ZM182 201H183V199H182ZM77 202V201H76ZM75 202V203H76ZM91 202V201H90ZM137 202V201H136ZM151 202V201H150ZM152 202H153V200H152ZM176 202V201H175ZM242 202V201H241ZM240 202V203H241ZM244 202V201H243ZM242 202V203H243ZM256 202V201H255ZM78 203V202H77ZM81 203H82V201H81ZM124 203V202H123ZM139 203H140V201H139ZM160 203V202H159ZM166 203V202H165ZM224 203H222V204H224ZM253 203V202H252ZM257 203L258 204H256V205H259V202L257 201ZM69 204V203H68ZM90 204V203H89ZM137 204V203H136ZM141 204V203H140ZM155 204H157V203H155ZM167 204H168V202H167ZM233 204H235V203H233ZM239 203H237V207L239 206L238 205ZM62 205V204H61ZM77 205V204H76ZM96 205V204H95ZM123 205V204H122ZM241 205H243V204H241ZM251 205V202H250V204H249V206ZM255 204H253V206H254ZM68 206V205H67ZM66 206V207H67ZM71 206V205H70ZM80 206H82V205H80ZM164 206V205H163ZM178 206V205H177ZM180 206H181V204H180ZM184 206V205H183ZM218 206H220V205H218ZM234 206V205H233ZM232 206V207H233ZM236 206V205H235ZM247 206V205H246ZM263 206V205H262ZM77 207V206H76ZM95 207H97V206H95ZM139 206H137V208H138ZM165 207V206H164ZM259 207H261L260 205H259ZM7 208H8V206H7ZM70 208V207H69ZM68 208V209H69ZM72 208V207H71ZM80 208V207H79ZM88 208H92V207H88ZM156 208H158L157 206H156ZM163 208V207H162ZM178 208V207H177ZM182 208V207H181ZM234 208V207H233ZM236 208V207H235ZM244 208H246V207H244ZM255 208H257V207H255ZM16 209V208H15ZM82 210H80V211H82L83 212V208H81ZM95 209V208H94ZM97 209V208H96ZM126 209V208H125ZM144 209V208H143ZM251 210H252V208H250ZM258 209V208H257ZM2 210V209H1ZM72 210V209H71ZM70 210V211H71ZM85 210H87V209H85ZM93 210V209H92ZM98 210V209H97ZM123 210V209H122ZM173 210V209H172ZM171 210V211H172ZM259 210V209H258ZM13 211H14V209H13ZM16 211V210H15ZM79 211V210H78ZM116 211V210H115ZM161 211V210H160ZM163 211V210H162ZM166 211V210H165ZM165 211L163 212V213H165ZM244 211V210H243ZM252 211H254V209L252 210ZM264 211V210H263ZM263 211H262V215H263ZM17 212V211H16ZM18 212H20V211H18ZM85 212V211H84ZM93 212V211H92ZM96 212V211H95ZM138 212H140L139 211V209H138ZM137 212V214H139ZM155 212H156V210H155ZM178 213H180L179 211H177ZM247 212H248V209H247ZM260 212H261V210H260ZM260 212H259V214H260ZM13 213V212H12ZM63 213V212H62ZM73 213V212H72ZM71 213V214H72ZM77 213V212H76ZM86 213V212H85ZM130 213V212H129ZM170 213V212H169ZM169 213H167V214H169ZM182 213V212H181ZM222 213H224V212H222ZM237 213V212H236ZM250 213V212H249ZM17 214V213H16ZM15 214V215H16ZM22 214H23V212H22ZM26 214V213H25ZM90 214V213H89ZM92 214V213H91ZM184 214V213H183ZM231 214V213H230ZM257 214H258V212H257ZM258 214V215H259ZM11 215V214H10ZM12 215H14V214H12ZM12 215H11V217H12ZM19 215V214H18ZM21 215V214H20ZM19 215V216H20ZM82 215V214H81ZM80 215V216H81ZM83 215H84V213H83ZM144 215H147V213L146 214H144ZM151 215V214H150ZM174 215H175V213H174ZM224 215V214H223ZM226 215V214H225ZM237 216L238 214H234V216ZM250 215V214H249ZM253 215V214H252ZM251 215V216H252ZM22 216V215H21ZM92 216V215H91ZM134 216V215H133ZM138 216V215H137ZM140 216V215H139ZM160 216V215H159ZM180 216V215H179ZM233 216V217H234ZM255 216H256V214H255ZM76 217H77V214H76ZM161 217V216H160ZM173 217V216H172ZM181 217V216H180ZM184 217V216H183ZM193 217V216H192ZM222 217V215L220 216V218ZM224 217V216H223ZM226 217V216H225ZM228 217V216H227ZM241 216H239V217H237L238 219L240 218ZM258 217V216H257ZM263 217V216H262ZM14 218V217H13ZM18 218V217H17ZM20 218V217H19ZM24 218V217H23ZM22 218V219H23ZM161 218H163V216L161 217ZM160 218V219H161ZM189 218H191V217H189ZM243 218H244V216H243ZM246 218H248V216H246ZM261 218V217H260ZM73 219H75V218H73ZM83 219V218H82ZM88 219H89V217H88ZM87 219V220H88ZM174 219V218H173ZM172 219V220H173ZM180 219V221H181V218H179ZM226 220H227V218H225ZM233 219H235V218H233ZM259 219V218H258ZM13 220V219H12ZM18 220V219H17ZM95 220V219H94ZM116 220V219H115ZM189 220H191V219H189ZM230 221H232V218L231 219H229ZM235 220H237V219H235ZM11 221V220H10ZM16 221V220H15ZM19 221V220H18ZM142 221H143V219H142ZM170 221H171V219H170ZM177 221H179V220H177ZM176 221V222H177ZM182 221H183V218H182ZM240 222H241V220H239ZM22 222H23V220H22ZM30 222V221H29ZM62 222V221H61ZM85 222V221H84ZM92 222V221H91ZM99 222V221H98ZM97 222V223H98ZM175 222V221H174ZM185 222V221H184ZM236 222H238V220L236 221ZM239 222V223H240ZM244 222V221H243ZM243 222H242V224H243ZM246 222V221H245ZM261 222V221H260ZM262 222H263V220H262ZM10 223V222H9ZM12 223V222H11ZM100 223V222H99ZM142 223V222H141ZM156 223V222H155ZM160 224H161V222H159ZM159 223H157L158 225H159ZM163 223V222H162ZM165 223H166V221H165ZM179 223H181L182 224V222H179ZM230 223H232V222H230ZM247 223V222H246ZM19 224H20V222H19ZM86 225L85 226H87V223H85ZM145 224V223H144ZM164 224V223H163ZM233 224H235V221H234V223ZM248 224V223H247ZM250 224V223H249ZM84 225V224H83ZM100 225V224H99ZM162 225V224H161ZM170 225V224H169ZM168 225V226H169ZM237 225V224H236ZM10 226V225H9ZM8 226V228H10ZM25 226V225H24ZM141 226H142V224H141ZM140 226V227H141ZM157 226V225H156ZM164 226H166V224L164 225ZM172 226V225H171ZM239 226V225H238ZM252 226V225H251ZM18 227H20V226H18ZM29 227V226H28ZM79 227H81V226H79ZM90 227V226H89ZM103 227V226H102ZM159 227V226H158ZM218 227V226H217ZM261 227H263V224H262V226ZM14 228V227H13ZM88 228V227H87ZM142 228H144L143 226H142ZM145 228H146V224H145ZM159 228H161V227H159ZM173 230H171L170 229V231H174V230H176L175 229V227H174V225H173ZM235 228H237V227H235ZM255 228V227H254ZM259 228V227H258ZM22 229V228H21ZM20 229V230H21ZM93 229V228H92ZM167 229V228H166ZM168 229H169V227H168ZM230 229V228H229ZM249 229H251V227H249ZM83 230V229H82ZM143 230V229H142ZM145 230V229H144ZM164 230V229H163ZM210 230V229H209ZM212 230V229H211ZM222 230H225L224 228H222ZM233 230V229H232ZM241 230V229H240ZM242 230H243V228H242ZM253 230V229H252ZM251 230V231H252ZM96 231V230H95ZM162 231V230H161ZM166 231H168V230H166ZM218 231H219V229H218ZM228 231H230V232H232L231 231V229L230 230H228ZM244 231V230H243ZM250 231V232H251ZM256 231V230H255ZM83 232V231H82ZM87 232V231H86ZM98 232V231H97ZM145 232V231H144ZM148 232V231H147ZM146 232V233H147ZM157 232V231H156ZM163 232V231H162ZM169 232V231H168ZM222 232H225V231H222ZM221 232V233H222ZM235 232V231H234ZM13 234H14V232H12ZM89 233V232H88ZM91 233H93V232H91ZM175 233V232H174ZM220 233V232H219ZM236 233V232H235ZM234 233V234H235ZM79 234V233H78ZM81 234V233H80ZM165 234H166V232H165ZM233 234V233H232ZM238 234V233H237ZM247 234V233H246ZM252 234V233H251ZM264 234V233H263ZM68 235H69V233H68ZM150 235V234H149ZM175 235V234H174ZM27 236V235H26ZM96 236V235H95ZM160 236V235H159ZM164 236V235H163ZM162 236V237H163ZM223 236H226L225 235V233H224V235ZM230 236V235H229ZM234 236V235H233ZM246 237H247V235H245ZM34 237V236H33ZM216 237V236H215ZM240 237V236H239ZM263 238H264V236H262ZM70 237H68V239H69ZM80 238H82V237H80ZM164 238V237H163ZM248 238H250L249 236H248ZM13 239V238H12ZM103 239V238H102ZM219 239V238H218ZM81 240V239H80ZM99 240V239H98ZM160 240V239H159ZM166 240V239H165ZM213 240V239H212ZM220 240V239H219ZM31 242H32V240H30ZM34 241V240H33ZM56 241V240H55ZM82 241V240H81ZM157 241V240H156ZM161 241V240H160ZM224 241V240H223ZM227 241V240H226ZM240 241V240H239ZM113 242H114V239H113ZM150 242V241H149ZM158 242V241H157ZM165 242V241H164ZM178 242V241H177ZM177 242H175V243H177ZM241 242V241H240ZM243 242V241H242ZM251 242H253L252 240H251ZM83 243V242H82ZM101 243H102V241H101ZM161 243V242H160ZM160 243H158V244H160ZM163 243V242H162ZM221 243V242H220ZM170 244V243H169ZM168 244V245H169ZM242 244V243H241ZM9 245V244H8ZM33 247L35 246V245H33V242H32V244H31ZM151 245V244H150ZM164 245V244H163ZM175 244H173V246H174ZM29 246V245H28ZM55 246V245H54ZM92 246H93V244H92ZM97 246H99V245H97ZM161 246V245H160ZM159 246V247H160ZM173 246H172V248H173ZM102 247V246H101ZM170 247H171V245H170ZM175 247V246H174ZM228 247V246H227ZM241 247V246H240ZM60 248H61V245H60ZM155 248V247H154ZM158 248V247H157ZM163 248V247H162ZM243 248V247H242ZM241 248V249H242ZM32 249V248H31ZM55 249V248H54ZM81 249H82V247H81ZM80 249V250H81ZM88 249H90V247L88 248ZM100 249V248H99ZM159 249H161V248H159ZM175 249V248H174ZM246 249V248H245ZM254 249H255V247H254ZM26 250L27 249H25V252H26ZM53 250V249H52ZM67 250H69V249H67ZM102 250V249H101ZM227 250V249H226ZM244 250V249H243ZM257 250V249H256ZM28 251V250H27ZM59 251H61V250H59ZM87 251V250H86ZM91 251V250H90ZM97 251H99V250H97ZM103 251H104V249H103ZM172 251H173V249H172ZM229 251H231L230 249H229ZM6 252V251H5ZM76 252V251H75ZM102 252V251H101ZM107 252H109V251H107ZM217 252V251H216ZM234 252V251H233ZM9 253V252H8ZM72 253V252H71ZM71 253H70V255H71ZM74 253V252H73ZM73 253H72V255H73ZM105 253H106V251H105ZM231 253V252H230ZM10 254V253H9ZM87 254V253H86ZM102 254H103V252H102ZM108 253H106V255H107ZM167 254V253H166ZM227 254V251H222V257H224V258H227L228 256H224V255H226ZM238 254V253H237ZM3 255V254H2ZM5 255V254H4ZM42 255V254H41ZM78 255V254H77ZM84 255V254H83ZM168 255V254H167ZM235 255V254H234ZM56 256V255H55ZM161 256V255H160ZM173 256V255H172ZM238 256V255H237ZM240 256H241V254H240ZM87 257V256H86ZM92 257H93V255H92ZM92 257H90V258H92ZM111 257V256H110ZM162 257V256H161ZM243 257H245V256H243ZM251 257V256H250ZM88 259H90L89 257H87ZM199 258H200V260H199ZM223 258V259H224ZM246 258V257H245ZM252 258V257H251ZM261 258V257H260ZM5 259H6V257H5ZM160 259V258H159ZM193 259V260H194ZM212 259H213V257H212ZM215 259H217V258H215ZM214 259V260H215ZM233 259V258H232ZM244 259V258H243ZM18 260H19V258H18ZM235 260V259H234ZM241 260H242V258H241ZM240 260V257H239V261H241ZM249 260V259H248ZM260 260V259H259ZM20 261V260H19ZM165 261V260H164ZM174 261V260H173ZM210 261V260H209ZM255 261V260H254ZM253 261V262H254ZM257 261V260H256ZM8 262V261H7ZM17 262V261H16ZM22 262V261H21ZM177 262V261H176ZM178 262V263H179ZM226 262H228V260L226 261ZM231 262H233V260L231 261ZM251 262V261H250ZM249 262V263H250ZM19 263V262H18ZM165 264H166V262H164ZM229 263V262H228ZM236 263V262H235ZM238 263V262H237ZM239 263H241V262H239ZM243 263V262H242ZM241 263V264H242ZM1 264V263H0ZM234 264V263H233ZM256 264H257V262H256Z\"/></svg>",
    "mask_w": 264,
    "mask_h": 264
}]
</instances>
